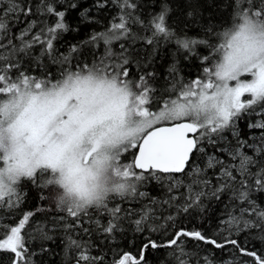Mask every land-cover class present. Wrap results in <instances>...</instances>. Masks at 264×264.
<instances>
[{
    "label": "snow or ice",
    "instance_id": "6c2138e0",
    "mask_svg": "<svg viewBox=\"0 0 264 264\" xmlns=\"http://www.w3.org/2000/svg\"><path fill=\"white\" fill-rule=\"evenodd\" d=\"M153 2L159 5L158 11L145 22L135 15L136 0H112L118 15L104 32L93 33L83 42L103 41L104 55L73 68L71 56L58 60L53 54L54 41L69 30L65 11H58L51 0H40L37 11L56 20L45 23L29 38L37 27L35 20L28 21L19 33H11L13 22L33 14L28 0H0V210L14 214L26 196L20 188L24 182L37 189L41 200L47 198L45 190L54 191L56 210L64 213L59 219L65 221L66 251L76 250V264H100L103 257L91 256L87 242L71 236L77 229L91 235L92 229L84 227L88 221L82 219L89 217V210L109 217L106 224L99 219L93 223L96 231L110 239L123 230L122 222L127 219L134 231L145 230L153 217L149 205L137 212L111 202L147 198L148 193L140 189L150 181L166 189L169 196L164 204L172 205L178 200L174 193L185 189L178 212L203 210V198L220 200L230 194L233 210L221 221L226 233L222 242L199 230L180 228L162 243L148 238L139 258L118 253L112 264H141L149 247L168 249L173 264H213L206 254L189 251L190 242L194 249L200 245L214 249L231 246L241 257L250 258L237 264H264V254L231 238L234 233L258 230L257 238L264 242V205L254 198L264 195V0H227L228 26L220 31L207 29L216 43L189 37L183 30V34L177 33L168 23L173 14L170 0ZM67 6L75 9L77 4ZM105 6L97 0L96 7ZM88 11L80 13L85 20ZM185 15L188 22L184 28L197 24L198 5L189 3ZM133 24L142 25L151 35L133 32ZM118 41L124 43L117 54L112 45ZM137 41L149 46L161 41L175 43L178 51L185 52V59L197 55L198 46L208 47L210 52L200 57L201 72L189 82L183 81L175 63L170 65L165 77L167 94L158 95L152 83L155 70H144L152 63L151 57L143 68L136 59L132 46ZM35 43L41 44L42 55L62 66L59 76H36L25 68L24 58L30 56ZM78 49L72 45L69 51ZM132 63L140 68L136 78L130 72ZM37 67L41 65L37 63ZM251 114L261 119L248 123L247 128L250 133L258 130L259 135L244 138L237 121ZM225 132L235 143L220 147ZM205 145L226 153L228 161L213 154L207 155L205 167L193 165V155L206 154ZM128 153L131 159L125 162ZM218 166L213 185L206 171ZM34 215L23 213L12 225L0 222V254H8L9 264H34L36 253L28 247L29 239L34 238L32 231L51 239L42 228L27 227ZM166 221L171 222L170 227L175 217L170 214ZM159 228L165 225L148 230Z\"/></svg>",
    "mask_w": 264,
    "mask_h": 264
},
{
    "label": "trees",
    "instance_id": "16d2710c",
    "mask_svg": "<svg viewBox=\"0 0 264 264\" xmlns=\"http://www.w3.org/2000/svg\"><path fill=\"white\" fill-rule=\"evenodd\" d=\"M21 3L24 0H20ZM55 8L58 11H65L64 22L69 26L67 32H63L54 41V56L59 60L64 55L71 56V67H75L78 63L91 64L95 59L104 55L103 41H99L96 44H85L88 38L93 33L104 32L114 17L118 15V8L112 3V0H100L105 3V7H96L97 0H51ZM139 7L135 15L142 18L147 22L150 15L158 11L159 5L154 3L153 0H136ZM173 6V14L169 18V25L173 27L177 33H186L187 36L195 39H207L211 43H216L215 36L207 33L209 27L215 28L217 31L227 27L230 23L229 9H227V0H170ZM28 3L32 6L33 14L28 17H21L19 22H13L11 27V33L17 34L23 29L28 21L35 20L37 27L33 29V32L29 34V38L34 33H38L45 23L54 24L56 17L49 15H42L37 11V6L40 4V0H28ZM68 3H76L75 9L67 6ZM189 3L198 5V23L192 25L189 23L187 28H184V23L188 22V18L185 13L188 10ZM88 9V20H85L80 16V13ZM202 14V18H201ZM132 31L137 32L140 35L150 36V32L143 30L142 25H131ZM183 30V33L181 32ZM43 39V38H42ZM18 43V41H17ZM120 43L124 41L115 42L112 45V49L117 54L120 52ZM72 45H78L79 49L76 53H70V47ZM136 53V59L140 61L141 68L146 63L147 58L150 56L152 63L148 65L144 70H155L156 77L152 81L153 85L157 88L158 95H166L165 88L168 85V81L165 77L168 75L167 69L173 63L180 69V75L184 82H189L195 79L201 72L200 57L208 55L210 49L205 46H198L196 51L197 55L191 56L185 59V52L178 51L175 43H165L161 41L158 46H149L143 41H137L132 46ZM155 48V52H153ZM37 63L41 67H37ZM25 68L31 69V74L40 76L45 73H50L52 76H59L61 65L59 63H53L47 55H42V47L40 43H35L30 49V56L24 58ZM130 72L133 78L138 77L140 68L136 63L130 65ZM261 117L255 114L243 115L237 121V127L244 138H247L250 134L254 136L259 135L258 130H252L249 132L247 124L255 122ZM226 139L221 142L220 147H227L228 143H235L229 132L223 134ZM206 154L196 153L192 157V164L200 167H205L207 155H216L217 157L228 161L229 157L224 152L216 151L215 148L205 145ZM248 151V149H245ZM125 162L131 159V153L129 157H125ZM191 167V165H190ZM219 172V166L214 169H207L206 178L212 182L213 185L217 183V174ZM181 179L185 182H190L187 176L181 175ZM21 190L26 193L23 203L18 209L14 211V214L10 215L9 212L0 210V222L6 224H15L21 218L23 213L34 212L35 215L30 218V223L27 226L29 229L42 228L51 239H43L41 234L32 231L29 239L28 247L36 253L32 257L34 264H76V250L66 251V239L67 234L63 229V223L59 217L63 216V212H58L55 207V192L45 190L44 195L47 197L44 200L40 199L37 189L32 187L27 182H24L20 186ZM148 193L147 198H137L132 202H124L120 200H114L111 203H120L124 209H134L137 212L144 205H149L153 209V217L147 222L145 230L143 232L134 231V225L131 223V219H127L122 222V231L116 232L110 239H106L94 226V221L99 219L101 223L106 224L109 217L104 214L97 213L94 209L89 210V217H82L83 220L88 221L84 224V227H90L92 229L91 235H86L80 230H73L71 236L74 239L87 242L88 252L91 256H101L103 260L100 264H112L113 259L118 253H130L133 257L139 258L140 249L148 238L157 242H164L171 238V234L184 228L188 231L199 230L202 233L209 235L223 241V236L226 234L223 231V225L221 221L227 217V213L232 211L233 202L230 200V194H225L220 200L214 198L205 197L202 201L201 208L190 209L187 213L183 211H177V205L184 204L182 198L185 189L181 187L174 193L178 197L177 201H174L172 205L164 204L163 201L168 199L169 194L166 189L155 181L148 182L144 187L140 189ZM210 190V189H209ZM258 197V202L264 205V195L257 194L254 198ZM155 199L156 204H151V200ZM39 209V210H38ZM175 217V224L168 226L171 222L166 221L169 215ZM138 218V216L136 217ZM158 225H165V228H159L157 231H149L150 227ZM258 230L252 232H243L239 235L235 233L231 238L237 239L241 246H246L249 250L259 251L264 254V242L258 239ZM189 251H198L201 255H207L213 261V264H237L241 259L248 260L249 257H241L239 252L233 249L231 246H227L224 249H214L211 245H200L198 248H193V243L188 244ZM43 249V250H42ZM207 249V252H205ZM8 254H0V264H9L7 259ZM141 264H173L169 256V250L166 248L152 249L149 247L145 252V259L141 261Z\"/></svg>",
    "mask_w": 264,
    "mask_h": 264
},
{
    "label": "rangeland",
    "instance_id": "374dc122",
    "mask_svg": "<svg viewBox=\"0 0 264 264\" xmlns=\"http://www.w3.org/2000/svg\"><path fill=\"white\" fill-rule=\"evenodd\" d=\"M257 120H260V118H258ZM126 156L129 157V153L126 154ZM126 156H125V157H126ZM125 157H124V160H126Z\"/></svg>",
    "mask_w": 264,
    "mask_h": 264
}]
</instances>
